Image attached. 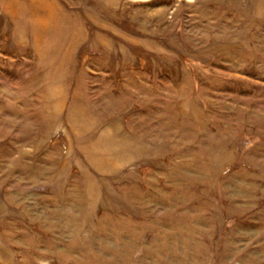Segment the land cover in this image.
Returning a JSON list of instances; mask_svg holds the SVG:
<instances>
[{"label":"rangeland","instance_id":"374dc122","mask_svg":"<svg viewBox=\"0 0 264 264\" xmlns=\"http://www.w3.org/2000/svg\"><path fill=\"white\" fill-rule=\"evenodd\" d=\"M0 264H264V0H0Z\"/></svg>","mask_w":264,"mask_h":264}]
</instances>
